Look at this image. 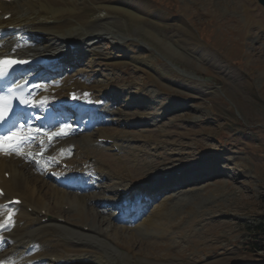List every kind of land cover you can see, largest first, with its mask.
I'll list each match as a JSON object with an SVG mask.
<instances>
[{"label": "rangeland", "instance_id": "obj_1", "mask_svg": "<svg viewBox=\"0 0 264 264\" xmlns=\"http://www.w3.org/2000/svg\"><path fill=\"white\" fill-rule=\"evenodd\" d=\"M118 2L137 4L143 20L114 14L107 23L123 35L122 47L129 45L136 55L144 49L154 69L126 58L113 67L82 58L63 67L59 76L84 71L95 82L109 78L123 87L115 97H103H110L115 109L109 123L103 118L87 132L91 138L98 130L124 136L118 143L120 153L89 141L84 151L96 166L91 171L105 163L133 189L138 182L148 186L163 180L165 185L152 195L150 210L162 207L171 213L163 237L133 240L131 252L110 255L112 264H264V8L257 0ZM83 9L81 17L89 20L90 4ZM165 41L178 50L171 52ZM155 51L197 77L177 73ZM138 87H143V97ZM124 114L134 122H117ZM69 134L66 144L73 147L67 156L74 159L80 141ZM180 172L183 178L171 189ZM90 175L91 182L99 180L85 193L106 201L97 199L84 209L64 203L51 213H65L74 225L99 224L113 238L115 231L127 233L151 212L132 224L114 221L108 214L119 192L110 188L107 177ZM48 176L41 183L56 187ZM77 191L66 192L72 196ZM106 202L111 205L105 210Z\"/></svg>", "mask_w": 264, "mask_h": 264}, {"label": "bare ground", "instance_id": "obj_2", "mask_svg": "<svg viewBox=\"0 0 264 264\" xmlns=\"http://www.w3.org/2000/svg\"><path fill=\"white\" fill-rule=\"evenodd\" d=\"M119 2L118 0H0V57L18 56L25 60L42 57L46 62L42 68L28 69L22 76L30 78L36 74L40 77L29 82L32 86L29 94L32 105L30 113L34 115L24 123V130L21 133L24 138L16 141V145L13 141L10 151L3 153L0 150V190L3 193L0 194V224H6L5 227H0V264H112L110 255L121 250L131 252L129 246L133 240L139 242L142 238L163 237L167 232L166 218L170 216L168 215L170 211L162 207L153 209L141 223L127 233L115 231L113 238L109 237V230L101 228L99 224L96 226L71 224L61 213H51L56 209L55 205L66 203L84 209L90 203L103 198L93 193H75L71 196L59 189L58 185L50 187L41 183L45 177L44 169L47 172L52 170L58 180L64 178L69 183H75L76 174L81 172L83 177L81 178L84 180L93 168L88 153L85 154L84 151L85 144L89 141L97 143L99 139L109 140L111 148L117 147L119 150L121 148L118 143L124 136L106 134L98 130L94 138H91V135L85 132L88 118L81 120L79 117L76 123L80 124L77 125L78 127H83L84 133L76 135L74 130L66 129L80 141L78 146L75 145L77 156L69 159L70 155L68 158L67 153H70L71 144L70 146L66 144V140L52 136L49 143L42 142L38 145L37 141L44 137L46 131L51 135L50 129L45 128L44 125L40 126L39 123L33 125L30 123L39 117L41 107L35 106V102L44 99L46 103H52L50 107L55 109L56 113L59 109L58 105L63 106L61 110H65V107L71 103L68 101L70 91L80 93H77L76 100L79 98L84 100L83 109L77 111V114L83 115L90 107L92 111L99 112V116L103 119V115L112 112V109L105 101H101L100 97L106 93L113 96L114 92L123 89L122 86H114L113 79L95 82L92 76L84 71L61 78L59 73L44 72L47 63L61 69L72 67L76 61L86 58L92 65L104 63L113 67L119 64L120 59L126 58L135 64L154 68L150 55L144 54V49L138 48L139 54L136 55L131 52L129 45L122 47L123 35L107 23V18L114 14L122 19L127 17L133 21L143 20V12L139 6H136L137 4ZM87 3L90 4L93 15L89 20H83L81 17L83 5ZM165 43L171 52L178 50L171 41ZM120 46L122 50L116 54ZM110 55L112 57H109ZM137 94L140 97L145 95L143 87L137 88ZM64 125L67 124L60 123L51 130ZM33 128H38V132L33 135L34 141H31L26 137ZM43 145L46 149L38 157L39 162L36 164L34 160L37 156L34 153ZM29 149L31 154H27ZM23 151L25 154L21 155L20 152ZM62 162L66 163L65 168L61 167ZM96 169L111 181L110 188H115V191L122 189L114 199L117 203L143 198V195L148 198L147 193L152 192L146 181L138 182L136 187L138 189L130 188L126 183L128 181L121 179L118 173L112 172L113 169L110 170L105 163H99ZM142 185H144L143 189H140ZM13 197H18L21 203L4 206V203ZM139 209L140 207L137 206L136 211ZM9 213L12 214L10 224L7 223ZM108 216L112 218L113 212ZM84 226L87 228H82ZM53 228L60 229L59 232L56 231L58 236L54 235L56 232Z\"/></svg>", "mask_w": 264, "mask_h": 264}, {"label": "snow or ice", "instance_id": "obj_3", "mask_svg": "<svg viewBox=\"0 0 264 264\" xmlns=\"http://www.w3.org/2000/svg\"><path fill=\"white\" fill-rule=\"evenodd\" d=\"M17 63H23V61H17L15 59H0V75L4 74L3 69L5 67L10 68L11 66ZM3 99H4L3 97H0V121H4L6 118H8L11 109L10 103H4ZM20 102L23 104L29 103L28 100H21ZM70 127H71L70 125H64L58 132L52 133L49 136V138H51V136L67 135L68 133L66 129ZM23 138L24 137H22L19 132H12L7 136H2L0 137V148L8 147L11 149L13 141H20ZM0 194H3L2 190H0ZM11 222H12V214L9 213L7 216V223L10 224ZM5 226L6 224H0V227H5Z\"/></svg>", "mask_w": 264, "mask_h": 264}, {"label": "water", "instance_id": "obj_4", "mask_svg": "<svg viewBox=\"0 0 264 264\" xmlns=\"http://www.w3.org/2000/svg\"><path fill=\"white\" fill-rule=\"evenodd\" d=\"M259 2L262 3L263 6H264V0H259ZM167 62H168V61H167ZM180 71H181V70H180Z\"/></svg>", "mask_w": 264, "mask_h": 264}]
</instances>
